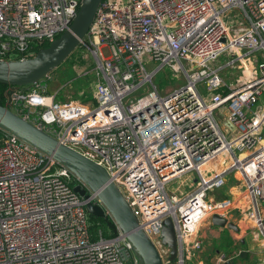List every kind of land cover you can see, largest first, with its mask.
<instances>
[{
    "label": "built area",
    "instance_id": "obj_1",
    "mask_svg": "<svg viewBox=\"0 0 264 264\" xmlns=\"http://www.w3.org/2000/svg\"><path fill=\"white\" fill-rule=\"evenodd\" d=\"M80 1L0 0V59L33 56L70 28ZM79 43L93 68L52 92L40 82L48 73L14 86L10 109L105 170L162 264L197 260L213 215L236 224L216 227L264 264V0H101ZM220 55L229 58L213 66ZM235 62L227 83L218 71ZM165 67L183 82L161 91L153 77ZM76 184L102 206L68 169L0 128V264H140L110 216L116 235L91 236ZM224 187L219 199L208 192ZM165 217L178 260L161 243Z\"/></svg>",
    "mask_w": 264,
    "mask_h": 264
},
{
    "label": "water",
    "instance_id": "obj_2",
    "mask_svg": "<svg viewBox=\"0 0 264 264\" xmlns=\"http://www.w3.org/2000/svg\"><path fill=\"white\" fill-rule=\"evenodd\" d=\"M100 1L81 0L70 28L33 56L25 59H0V83L8 86L5 93L6 102L0 104V128L49 156L79 178L90 190L96 191L102 206L88 199L85 188L79 184L73 186V190L84 199L88 215L102 218L110 216L118 225L140 264H162L158 251L138 227L130 208L119 190L110 182L105 170L77 151L59 143L54 137L10 109L12 87L34 83L62 63L85 36ZM211 224L221 227L227 224L229 228L238 230L236 224L226 223L224 218L217 215L211 217ZM160 238L161 243L169 248L168 260H178L176 231L170 217L162 220ZM239 255L243 257L246 253L240 251ZM233 262L234 259L229 258L223 264ZM126 263L129 264V260Z\"/></svg>",
    "mask_w": 264,
    "mask_h": 264
},
{
    "label": "rangeland",
    "instance_id": "obj_3",
    "mask_svg": "<svg viewBox=\"0 0 264 264\" xmlns=\"http://www.w3.org/2000/svg\"><path fill=\"white\" fill-rule=\"evenodd\" d=\"M73 56V64L70 65V63L63 61L60 63L57 67L52 69L50 72H48V79L41 80L40 82H47V88L49 89V92H52L55 89H58L59 85L68 82V80H71L72 77L77 76V74L83 69L87 68H93L94 61L92 58L90 60L89 57V50L81 45L80 43L72 50L70 53ZM69 54V55H70ZM68 55V56H69ZM88 56V57H87ZM229 57H226L225 55H220L217 60L213 63V66H217L220 64H224L225 60H227ZM248 61H250V57H246ZM81 61V62H79ZM68 63V64H67ZM237 62L234 63V67L230 68L229 66H224L221 70L218 71L220 76L227 82H231L234 80L236 76L239 75ZM70 67V68H69ZM71 69L72 74L69 76L67 75L68 70ZM91 71V70H90ZM69 76V77H68ZM44 77V76H43ZM42 77V78H43ZM41 78V79H42ZM183 80H178L174 77V74L165 67L164 70H161L157 73L156 76L153 77V83L159 88V90H164L167 87H174L178 84H181ZM199 88L201 91L205 90L204 84H200ZM64 90H62L63 92ZM75 92V91H74ZM73 92V94H74ZM76 95V94H75ZM58 97V96H57ZM62 98V96H59ZM232 184V182L230 181ZM169 187V185H168ZM209 194L214 195L217 199L222 198L225 195H229V191L227 190V187L220 188V189H212L208 191ZM260 205L264 206V201L261 202ZM225 232H223V236H225ZM221 235L219 240H212L211 242L205 241L203 245V249L197 256V260L193 259L192 261H187L186 264H198V261H201V264H211V257L216 255L215 251L217 249H223V247L226 245V240H229V237H223ZM247 241L249 242V238H247ZM231 244L232 242L229 241ZM234 245V244H233ZM239 248V247H238ZM207 255L210 256L207 260V262H204L202 260L203 256ZM235 259L239 262V257H235ZM253 263V262H252ZM251 261L249 263V260H245L243 264H252Z\"/></svg>",
    "mask_w": 264,
    "mask_h": 264
},
{
    "label": "crops",
    "instance_id": "obj_4",
    "mask_svg": "<svg viewBox=\"0 0 264 264\" xmlns=\"http://www.w3.org/2000/svg\"><path fill=\"white\" fill-rule=\"evenodd\" d=\"M30 84H27V85H24V86H29ZM223 232H225V236H223ZM200 235L201 237L203 238V245H204V242L205 241H209L211 242L212 240H219L221 235L223 237H229V240L227 241L226 240V245L223 247V249H217L215 251V254L214 256L211 257V261L216 259L217 258V254H220V253H224L226 254V256H228L229 258H233L234 259V262L233 264H243L244 262V259L245 260H249V263L251 261V263L253 262V258L250 254H246V256H243L241 257L239 255V252L241 251V249H243L244 245H242L243 243L240 242V240H238L237 238H235V233L231 232V231H226V230H222L214 225L211 224V221L210 222H206L201 231H200ZM230 239L232 240V243L230 244L229 241ZM235 239V240H234ZM234 244V245H233ZM247 244H249L247 242ZM239 247V248H238ZM251 248V246L249 247V249ZM239 257V260H241V262L237 261L235 259V257ZM210 256H207V255H204L202 260L204 262H207L208 258Z\"/></svg>",
    "mask_w": 264,
    "mask_h": 264
},
{
    "label": "trees",
    "instance_id": "obj_5",
    "mask_svg": "<svg viewBox=\"0 0 264 264\" xmlns=\"http://www.w3.org/2000/svg\"><path fill=\"white\" fill-rule=\"evenodd\" d=\"M48 44H49L48 42L42 41L40 44H38L39 46L37 49L39 50L43 47H46ZM64 61L70 63V65L73 64L74 62L73 56L70 54ZM71 74H72V71L71 69H69L67 72V75L70 76ZM7 89H8L7 85L0 83V104H4L6 102L5 93ZM88 221H89L88 229L92 237L95 238L97 231L99 229L102 231V233H104L106 237H112L116 235L115 224L109 217L102 218V217H94L92 215H88Z\"/></svg>",
    "mask_w": 264,
    "mask_h": 264
}]
</instances>
